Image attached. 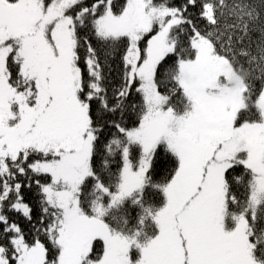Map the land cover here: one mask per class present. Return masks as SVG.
Here are the masks:
<instances>
[{"label":"snow or ice","instance_id":"6c2138e0","mask_svg":"<svg viewBox=\"0 0 264 264\" xmlns=\"http://www.w3.org/2000/svg\"><path fill=\"white\" fill-rule=\"evenodd\" d=\"M0 264H264V0H0Z\"/></svg>","mask_w":264,"mask_h":264}]
</instances>
